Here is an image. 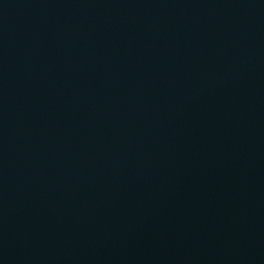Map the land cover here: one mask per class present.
Wrapping results in <instances>:
<instances>
[{"label":"water","instance_id":"obj_1","mask_svg":"<svg viewBox=\"0 0 264 264\" xmlns=\"http://www.w3.org/2000/svg\"><path fill=\"white\" fill-rule=\"evenodd\" d=\"M0 264H264V0H0Z\"/></svg>","mask_w":264,"mask_h":264}]
</instances>
